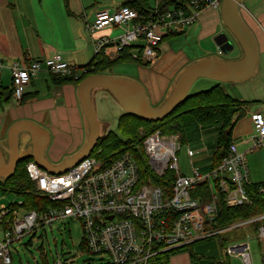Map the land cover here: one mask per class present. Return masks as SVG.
Instances as JSON below:
<instances>
[{"label": "built area", "instance_id": "obj_1", "mask_svg": "<svg viewBox=\"0 0 264 264\" xmlns=\"http://www.w3.org/2000/svg\"><path fill=\"white\" fill-rule=\"evenodd\" d=\"M225 0H178L173 7H163L156 0L155 9L140 13L129 6L97 14L92 24H86L91 35L94 57L113 60L123 51H136L134 61L153 64L160 55L165 38L182 32L194 24L206 10L219 11ZM118 30L117 36H96ZM4 68L0 60V69ZM43 69L51 75L75 77L77 68L60 54L44 61L14 63L12 96L18 103L26 87ZM255 133L248 152L264 148V115L252 116ZM178 136L156 132L144 141V151L150 169L157 178L171 171L175 174L173 189L168 192L152 184L150 177L141 185V174L135 158L127 153L113 163L103 165L91 156L67 172L53 175L36 163L26 165L35 193L47 198L53 207L41 211L28 210L24 202L0 207V260L12 264L11 246L38 230L73 219L80 221L87 248L92 255H107L111 264H149L161 253L179 251L196 243L219 238L221 233L244 225L256 226L259 239L264 241V216L235 222L220 229L216 226L221 194L229 208L252 205L246 186L250 185L246 155L232 143L217 167L204 172L195 166L198 153L188 150L192 174L183 175L178 153ZM210 190L209 201L202 203L193 194L200 186ZM264 195V184L259 186ZM228 258H238L243 264H253L249 243L227 246ZM58 264H62L61 262ZM264 264V262H263Z\"/></svg>", "mask_w": 264, "mask_h": 264}, {"label": "crops", "instance_id": "obj_2", "mask_svg": "<svg viewBox=\"0 0 264 264\" xmlns=\"http://www.w3.org/2000/svg\"><path fill=\"white\" fill-rule=\"evenodd\" d=\"M128 1L130 0H0V60L4 64V68L0 69V183L12 178L24 159H29V163H36L48 173H61L86 156L96 139L100 140L110 133L109 125L101 116L99 102L109 104L110 99H114L122 109L121 115L127 113V108L118 100L114 88L109 87L106 82L95 81L97 77L137 85L146 103L159 109L170 99L181 75L195 63L210 59L222 62H238L245 59L246 52L235 38V49L238 47L237 57L229 58L235 49L229 55L223 56L218 46V55H212L202 61L192 62L190 59L182 62V58L172 57L168 65L171 66L170 62L174 61V66L177 64L180 66L173 72L169 69L163 75L159 74L157 79L150 75L144 77L147 88L135 81L107 76L105 72L89 76L81 83L58 84L53 78L54 75L43 69L26 87L24 99L19 103L14 100L13 76L10 70L14 63L22 65L27 61H44L60 54L77 69L88 65L94 58V50L86 24L94 23L98 13L113 12ZM177 3L178 0H175L166 7L173 8ZM239 6L238 16L255 42L257 62L254 74L242 81L215 82L238 86V90L235 87L231 90L238 91L241 95L239 99L225 90L231 98L241 103L245 110L244 117L234 128L232 143H235L239 151L246 155L250 183L264 184V170H261L264 148L259 150V153L247 154L250 140L255 133L252 116L257 113L264 115V84L260 83L259 79V77L264 78V0H242ZM155 7L156 0L155 4H151L145 12ZM222 7L219 11L206 10L199 17V19L203 17L207 22L213 20L208 19L207 15L215 14L214 19L217 22V29H220L219 33L215 34L216 26H210L205 32L213 36L214 41L221 31L227 29L222 18ZM117 31H105L96 36H116ZM174 33L171 37L182 35V32ZM164 49L167 52L169 50L168 47ZM131 53L133 55L136 51L132 49ZM161 56L162 53L151 65L141 60L142 64L138 63L150 67L151 69L148 70L150 74L152 69L165 64L167 59ZM116 59L118 58L113 60ZM260 65H263L261 69ZM82 73L81 70L76 72L79 77ZM201 79L204 78H199ZM126 94L133 105L131 109H142L141 105L135 102L136 95L133 88H129ZM198 128L215 140L214 145L206 143L205 147L188 149L202 151L201 158L199 159V155L194 162L196 167L207 172L213 166L221 128L219 126L211 128L198 126ZM190 247L184 250L188 252L186 255L176 259L178 264H231L228 257L226 261H199V253L202 250L192 251ZM260 257L263 264L262 253ZM171 264H176L173 258Z\"/></svg>", "mask_w": 264, "mask_h": 264}, {"label": "trees", "instance_id": "obj_3", "mask_svg": "<svg viewBox=\"0 0 264 264\" xmlns=\"http://www.w3.org/2000/svg\"><path fill=\"white\" fill-rule=\"evenodd\" d=\"M161 1L163 7L175 2V0ZM124 6L134 8L142 14L146 9H149L151 4L150 0H130ZM131 50L132 48L124 50L121 57L113 61L102 56H95L88 65L77 69L83 71L82 76L78 79L58 75H54L53 78L58 84L81 83L89 76L103 74L120 62L132 61ZM135 62L142 64L140 60ZM244 115L245 110L242 104L231 98L222 86L217 84L203 92L190 93L188 98L171 115L160 122L144 121L131 114H123L118 121L119 132H110L101 138L96 145L93 156L97 157L103 165H106L129 153L138 164L141 174V185L151 177L152 184L170 192L174 186L175 174L169 171L163 178H157L153 175L145 155L144 141L154 133L160 132L166 136H178L184 143L187 119L195 122L201 128L219 126L221 130L218 136L217 151L214 153L212 166L214 168L226 156L228 148L232 144L234 128ZM29 162V159L22 160L16 174L12 178L0 183V190L4 193H14L22 197L24 205L28 210L38 212L47 207L55 206L47 198L35 193L34 184L30 181L26 172V165ZM259 186L261 184L246 186L252 200V205L247 207L229 208L225 205L222 198L223 195L221 194L216 226L220 229H225L235 222H245L264 216V195L259 193ZM193 196L201 198L202 203L205 204L209 201L210 190L206 185L200 186ZM218 241L220 247L225 250L228 242L221 237L218 238ZM81 248L83 251L89 252L85 238ZM184 250L161 253L154 257L149 264H170L171 255L183 252ZM262 260L264 262V253H262Z\"/></svg>", "mask_w": 264, "mask_h": 264}, {"label": "rangeland", "instance_id": "obj_4", "mask_svg": "<svg viewBox=\"0 0 264 264\" xmlns=\"http://www.w3.org/2000/svg\"><path fill=\"white\" fill-rule=\"evenodd\" d=\"M120 1V0H118ZM151 4H155V0H150ZM242 8V6H239ZM115 10V9H113ZM112 10V11H113ZM208 19H213L211 21H204L203 17L198 19L193 25H189L182 29V35L169 36L165 38L164 42L160 46V53H162V58H166L165 64L157 66L152 69L149 74L148 70L150 67L142 66L134 61L120 62L113 69L105 72V75L120 79H126L141 83L145 88H147L146 82H144V77L154 76L157 79L159 74L163 75L169 69L172 72L175 71L180 65L174 66V61L170 62L171 66L168 65L172 57L182 58L185 62L187 60L199 61L205 58L212 57V55H218L217 45L214 41L213 36L206 34L207 29L216 26L215 34L219 33L220 29H217V22L214 19L215 14L209 13L207 15ZM120 32L117 31L116 36ZM233 44H236L233 39L230 38ZM164 47H168V52L165 51ZM238 47L235 51L229 55L230 59L237 57ZM224 58V57H223ZM158 62V61H157ZM148 64V63H147ZM146 65V64H145ZM151 65V64H150ZM174 66V67H172ZM171 67V68H170ZM263 65H260V69ZM260 83L264 84V78L259 77ZM220 84L224 90L231 93L233 97L240 98L238 91H232L231 88L235 87L238 90V86H232L236 84L227 83H216L215 81L208 79L197 80L193 85L191 90L192 94L203 92L212 88L213 86ZM99 102V108L101 109V116L106 124H108V130L110 132H119L118 121L123 115L121 107L115 102L114 99H110L109 104H101ZM251 105V104H249ZM186 122V132H185V142L181 140L179 144L181 145V150L178 153L180 170L183 175L189 176L192 174V169L190 165V158L188 157V149L192 148L196 150L197 148L205 147L206 143L214 145V138L205 135L202 129H199L197 124L193 121L187 119ZM208 139V141H206ZM183 143V144H182ZM218 145V139H217ZM217 148V146H216ZM261 151V150H260ZM197 157L202 151H194ZM264 152V149H263ZM254 152H247L251 154ZM255 153H259L258 151ZM202 155L199 156V159ZM258 158V157H257ZM260 161V158H259ZM262 164V159H261ZM261 170H264L261 165ZM24 199L14 193H4L0 190V207L3 205L10 206L14 204H19ZM233 226V224L231 225ZM256 226L244 225L239 228H234L233 230H227L221 233V238L229 243V246H238L242 243H249L251 247L252 261L253 264H261V253H264V241L259 239L256 232ZM85 232L83 230L80 221L73 219L63 220L55 223L52 227H46L38 230L35 234L26 236L21 242L14 243L11 246L12 254V264H111V260L107 255L95 256L87 251H83L81 248L84 242ZM1 236V235H0ZM192 251L196 249H201L199 253V261H226L228 258L226 252L221 250L218 242V238L211 239L204 242H199L190 247ZM188 253L183 251L175 255H171L170 264L173 261L176 262L177 258L183 257ZM231 264H243L238 258H230ZM0 264H4L0 260Z\"/></svg>", "mask_w": 264, "mask_h": 264}, {"label": "water", "instance_id": "obj_5", "mask_svg": "<svg viewBox=\"0 0 264 264\" xmlns=\"http://www.w3.org/2000/svg\"><path fill=\"white\" fill-rule=\"evenodd\" d=\"M241 1L242 0H225L222 7V18L226 28L232 32L233 36L244 48L246 52L245 59L238 62H222L210 59L208 61L195 63L181 75L178 83L174 87V91L170 99L163 107L157 109L148 105L145 101L143 93L138 89L137 85L121 80H109L105 78L103 80V78L100 77H97L95 81L106 82L109 87L114 88L118 100L127 108V114L136 116L144 121L160 122L171 115L188 98L187 96L189 95L190 90L192 89L195 81L199 78L213 80L216 82H234L248 79L254 74L257 54L252 34L244 25L237 13V9ZM215 43L223 56L229 55L235 49L234 44L230 41V38L226 33H220L217 35L215 37ZM129 88H133L135 90V102L136 104H140L142 109H131L133 105H131L130 99L126 96ZM98 140L99 139H96L91 151H89L87 155L82 157L77 163L91 156ZM73 166L61 173L50 174L60 175L67 172Z\"/></svg>", "mask_w": 264, "mask_h": 264}, {"label": "flooded vegetation", "instance_id": "obj_6", "mask_svg": "<svg viewBox=\"0 0 264 264\" xmlns=\"http://www.w3.org/2000/svg\"><path fill=\"white\" fill-rule=\"evenodd\" d=\"M221 33H226L229 38H231L233 40L235 39V37L233 36L232 32L229 31L228 29H226L224 31H221Z\"/></svg>", "mask_w": 264, "mask_h": 264}]
</instances>
